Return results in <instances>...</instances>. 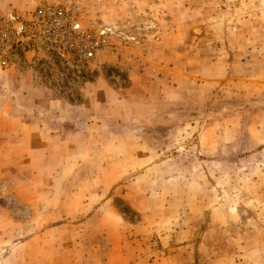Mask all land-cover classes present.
Returning a JSON list of instances; mask_svg holds the SVG:
<instances>
[{
	"label": "rangeland",
	"instance_id": "obj_1",
	"mask_svg": "<svg viewBox=\"0 0 264 264\" xmlns=\"http://www.w3.org/2000/svg\"><path fill=\"white\" fill-rule=\"evenodd\" d=\"M83 24L113 35L76 99L0 71L64 139L0 172V264H264V0H85Z\"/></svg>",
	"mask_w": 264,
	"mask_h": 264
},
{
	"label": "built area",
	"instance_id": "obj_2",
	"mask_svg": "<svg viewBox=\"0 0 264 264\" xmlns=\"http://www.w3.org/2000/svg\"><path fill=\"white\" fill-rule=\"evenodd\" d=\"M84 3L38 0L26 16H8L0 26V71L58 98L79 97L78 84L110 49L113 35L105 26L83 24Z\"/></svg>",
	"mask_w": 264,
	"mask_h": 264
},
{
	"label": "crops",
	"instance_id": "obj_3",
	"mask_svg": "<svg viewBox=\"0 0 264 264\" xmlns=\"http://www.w3.org/2000/svg\"><path fill=\"white\" fill-rule=\"evenodd\" d=\"M26 82L16 83L15 81L12 83L17 85L14 91L16 100L29 99V93L25 90ZM35 112L36 109L32 107H24L19 104L7 107L0 101V172L3 168L4 171L6 170V174L11 170L22 172L21 168L24 163H43L50 156L48 148L50 141L57 143L64 141V139L60 140L61 135L51 137L49 134H44V128L38 127L39 123H34L31 120ZM43 147H45V151H43ZM39 169L44 170L45 166L41 164ZM1 213L2 208L0 207V218ZM10 221L14 223L12 227L17 232V229H20L16 224L18 221ZM31 228L32 226L29 229L31 230ZM5 229H8V226L0 219V243L10 236L9 230ZM41 235L44 236L45 233L41 231Z\"/></svg>",
	"mask_w": 264,
	"mask_h": 264
}]
</instances>
